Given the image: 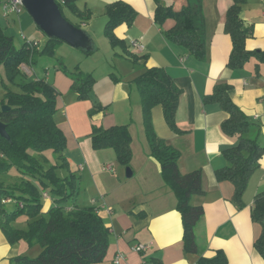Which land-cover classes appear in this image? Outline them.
<instances>
[{"label": "crops", "instance_id": "crops-1", "mask_svg": "<svg viewBox=\"0 0 264 264\" xmlns=\"http://www.w3.org/2000/svg\"><path fill=\"white\" fill-rule=\"evenodd\" d=\"M114 1L117 0H77L80 10L91 11L89 20H82L67 10L71 21L82 23L81 27L90 35L97 49L100 41H109L104 32L108 19L106 8ZM122 1L137 11V17L131 26L125 23L118 26L115 33L124 40L130 52L147 55L148 59H140L133 64L131 72L115 67L118 74L113 71L110 76L107 75L106 96L96 90L95 83L88 99H78L72 89L73 79L69 75L71 71L65 66L64 54L47 57L49 60L41 56L43 62L38 70L28 64L21 67L27 78H45L59 92L55 118L67 138L63 154L77 163V168L83 172L82 180L91 179L100 193L99 198L90 199L88 206L98 209L110 232L105 263H115L116 257L121 254L118 264H199L201 257L212 258L218 251H223L228 264H264V258L255 247L261 225L251 217L254 197L264 190V155L250 177L244 195L245 205L238 207L232 200L233 183L218 180L216 175L217 170L227 165L223 150L235 145L238 138L222 130L221 124L227 114L220 104L204 102V97L213 91L215 85L223 82L230 84L233 101L253 123L250 136L257 137L264 145V56L262 59L252 57L242 67L228 66L233 45L231 36L225 31V23L226 12L233 0H203L209 40L204 60L166 37L165 32L173 27L175 20L168 18L162 25L155 21L156 0ZM162 2L166 6L171 4L174 11L188 4V0ZM21 17L28 22L22 13L6 17V20L16 24ZM241 18L245 24L252 26L254 32L246 41L247 49L264 55V0H246ZM35 34L39 36V45L43 46L48 36L44 33L45 38H42V34L36 31ZM25 38V41L30 40L27 36ZM130 38L139 39L145 49H132ZM63 45L76 49L79 55L84 53L65 42L59 45L57 51L68 49ZM112 49L115 58L132 64L122 47ZM155 66L164 68L182 91L177 110V125L181 132L171 130L161 106L153 109L155 130L159 137L181 152V172L202 171L205 194L193 198L194 203H202L204 208L195 226L198 245L195 253L185 250L177 197L163 178L161 164L151 155L143 124L141 95L135 78L146 67ZM97 105L106 108L91 114ZM93 124L104 128L128 125L132 137V158L128 165L132 170L131 177L127 176V165L119 163L114 149L101 150L103 153L99 161L98 154L91 156L89 146L92 147ZM109 164H112V169H105ZM44 202L43 212H46L53 199L49 197ZM24 224H27L26 220L20 219L16 225L23 228ZM138 244L149 245V248L139 252L134 248ZM28 247L24 239L12 244L0 224V264H13L11 259L20 254L26 255Z\"/></svg>", "mask_w": 264, "mask_h": 264}, {"label": "trees", "instance_id": "trees-1", "mask_svg": "<svg viewBox=\"0 0 264 264\" xmlns=\"http://www.w3.org/2000/svg\"><path fill=\"white\" fill-rule=\"evenodd\" d=\"M157 1L155 21L162 25L168 18L175 24L165 32L166 37L187 48L200 60L207 56L209 40L206 20L203 12V0H188V4L179 11L172 5ZM63 15L71 11L82 20H89L92 13L82 11L77 0H56ZM246 0H233L226 12L225 31L231 36L232 50L228 66H244L252 57L263 58L260 51H251L246 41L253 36V28L245 24L241 11ZM2 0H0V5ZM107 22L104 32L113 47H122L133 64L148 56H139L126 48L124 40L119 38L115 29L121 24L131 26L137 11L122 0L111 2L106 8ZM71 21V20H70ZM73 22V21H71ZM81 27V22H73ZM63 40L48 37L39 48L24 41L15 43L13 35L6 34L0 21V66H4L8 81L16 89L4 83V97L0 103V120L6 123L10 139L0 135V176L15 172H25L28 179L22 178L12 186H5L0 180V224L8 240L14 244L22 239L29 245L38 243L42 251L35 257L17 255L12 258L13 264H107L105 257L110 244V232L104 225L95 206L81 207L68 201L74 197L78 180L74 174L61 177L59 167H68L69 162L63 152L67 147V138L58 126L57 97L59 92L45 78L29 79L22 70L23 64L33 65L37 56L56 55V49ZM94 44V43H93ZM90 55L96 51L79 48ZM66 72H68L65 69ZM73 79L72 89L78 99H88L95 85L91 73L69 72ZM135 82L141 95L143 124L149 140L151 155L159 161L166 184L177 197V209L183 221V242L187 252H197L195 226L204 213L202 203H194V196L205 194L202 182V171L196 169L183 173L179 168L181 152L172 144L159 137L153 122V109L161 106L164 117L172 131L180 133L177 125V110L181 89L173 78L162 67H146ZM205 103L217 102L227 114L221 124L222 130L229 136H237V143L223 150L227 165L217 170L218 180H228L234 185L233 202L238 207L245 205L244 195L252 173L259 167L264 155V145L257 137H251L253 123L246 113L233 101L231 85L219 83L213 91L204 97ZM2 105L10 108L1 110ZM106 107L97 105L94 111ZM95 149L112 148L117 159L123 165H129L132 158L131 132L128 125H113L108 128L93 124L91 134ZM45 151L60 154L61 163L50 164ZM69 168V167H68ZM41 187V190L39 189ZM51 188L57 194L48 210V217L43 215V193ZM49 193V192H48ZM11 198L18 209H6L5 200ZM12 202V203H13ZM22 204V205H21ZM27 216L26 227H18L22 216ZM252 220L261 225V233L255 247L264 258V190L254 197L251 213ZM115 264V263H113ZM199 264H228L223 251H218L212 258L201 257Z\"/></svg>", "mask_w": 264, "mask_h": 264}, {"label": "rangeland", "instance_id": "rangeland-1", "mask_svg": "<svg viewBox=\"0 0 264 264\" xmlns=\"http://www.w3.org/2000/svg\"><path fill=\"white\" fill-rule=\"evenodd\" d=\"M65 13L67 16H70L67 10H65ZM22 14L24 15V17L28 18V22L25 21L23 17H21V19L18 18L19 20H17L18 22H16V24H14L12 21L8 22L6 20V17H4L2 7L0 6V21L2 25L4 26V30L6 34L13 35L15 39V43L17 45H21L22 43H24L25 41L24 39H26L25 38L26 36H27V39H30L29 41H32L33 39L35 41H38L39 36H36L35 31L38 32V34H42V38H45L43 31L39 27L35 26V22L33 18L26 11L25 8L23 9ZM110 45L111 44L107 40H105L104 42L100 41V44L98 45L99 48L90 55H87L85 53H83V55H79L78 53H76V52H79V51H76V49H71L70 47H67V45H63L65 46L63 48H68V49H61L60 51H57L58 50L57 48L56 55L58 56V53H61V55L63 54L66 55L65 56L66 57L65 66L70 71L80 72V73L81 72L91 73L96 80L95 83H97L96 90L102 96L104 95L106 96L108 93L106 89V84H109L108 76H110V72L115 71V73L118 74L115 67H119L120 69L121 68L126 69L127 72H131L133 69V63L131 64L125 59H118L114 57L116 55L114 53V50L112 49L113 47ZM41 47L42 46H39V48ZM47 57L49 58L50 56H45L44 60H49L47 59ZM56 57H55V60H56ZM42 60L43 59H41V56H37V62L33 64V67L35 70H38V68H40L43 62ZM28 77L30 78V76ZM130 79L131 77L127 78V80H130ZM4 83H6L9 87L16 89L15 84H12L8 81L6 74H5L4 66H0V103L4 97V91H5ZM91 143H92V139H91ZM106 149L107 148L95 149L93 147V144H92V147L91 145L89 146V151H90L91 156L95 153L98 154L97 155L98 161L101 159L100 154L103 153V151L101 150H106ZM45 155L49 157L51 161L50 164L51 163L52 164L61 163L60 154H55L52 151H45ZM67 160L69 161V166H68L69 168L59 167L57 169L58 175L61 177H64L66 175L71 176L72 174H74L78 180L76 193L74 194V197L68 201V203L73 204L75 202L77 205L81 207H87L89 205L90 199L99 198L100 193L97 192L98 190L94 188L95 185L92 183L91 179L88 178L87 181L82 180L81 174L83 172L77 168V163L72 161V159L69 160L67 158ZM105 161H107L106 163L110 162V160H105ZM127 167H130V166H126V170H127ZM22 178L28 179L29 177H27L25 172H15L13 169L8 174L6 175L4 174L0 176V180L4 183L5 186H12L16 181L21 180ZM39 189L41 190L40 186H39ZM48 192L52 199L57 197V194L54 191H52L51 188L48 189ZM6 209L13 211V210L18 209V205L16 202L6 203ZM43 215L45 217H48V210L44 212ZM27 219H28L27 216L23 215L21 217V220L27 221ZM23 226L26 227V224H24ZM41 251H42L41 245L38 243H35L33 245H29L26 255L30 257H35L39 255Z\"/></svg>", "mask_w": 264, "mask_h": 264}, {"label": "water", "instance_id": "water-1", "mask_svg": "<svg viewBox=\"0 0 264 264\" xmlns=\"http://www.w3.org/2000/svg\"><path fill=\"white\" fill-rule=\"evenodd\" d=\"M23 6L31 15L35 24L48 36L56 37L76 48H93L90 35L82 28L68 20L62 13L56 0H23ZM8 105H2L6 111ZM0 135L10 139L6 123L0 120ZM127 176L131 177V167H127Z\"/></svg>", "mask_w": 264, "mask_h": 264}, {"label": "built area", "instance_id": "built-area-1", "mask_svg": "<svg viewBox=\"0 0 264 264\" xmlns=\"http://www.w3.org/2000/svg\"><path fill=\"white\" fill-rule=\"evenodd\" d=\"M1 7H2L4 17L20 15L24 9L23 0H4L1 4ZM26 41L29 42L31 46H36V47L40 46L38 41H29V40H26ZM129 44L132 49L137 50V51H143L145 49L144 43L136 38H130ZM105 169L111 170L112 164L106 165ZM49 197L50 196L48 192L43 193L44 200L49 199ZM5 202L10 203V202H13V200L11 198H8L5 200ZM134 248L135 250L140 252V251L147 250L149 248V245L138 244ZM121 258H122V255L121 254L118 255L115 259V264H118Z\"/></svg>", "mask_w": 264, "mask_h": 264}]
</instances>
